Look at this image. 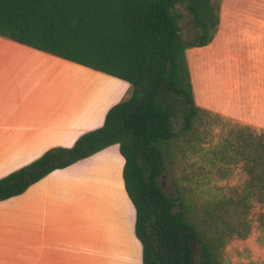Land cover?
<instances>
[{
    "label": "trees",
    "instance_id": "obj_1",
    "mask_svg": "<svg viewBox=\"0 0 264 264\" xmlns=\"http://www.w3.org/2000/svg\"><path fill=\"white\" fill-rule=\"evenodd\" d=\"M182 2L196 30L187 42L177 11ZM219 10L220 0H0L1 36L131 85L130 95L108 109L100 127L0 177V201L55 169L118 144L142 264H195L193 242L201 246L200 263L220 264L223 236L216 215L205 209L198 217L159 182L168 173L171 147L207 113L195 103L185 51L212 41ZM176 122L182 126L176 128ZM236 153L248 175L247 194L264 204V130L239 133ZM260 222L264 226V213ZM226 223L231 233L241 224L236 233L247 236L243 221Z\"/></svg>",
    "mask_w": 264,
    "mask_h": 264
},
{
    "label": "crops",
    "instance_id": "obj_2",
    "mask_svg": "<svg viewBox=\"0 0 264 264\" xmlns=\"http://www.w3.org/2000/svg\"><path fill=\"white\" fill-rule=\"evenodd\" d=\"M220 22L212 41L197 53L224 48ZM210 69L216 70L213 65L204 72ZM189 70L192 83L191 65ZM122 81L0 35V177L100 127L125 95ZM199 85L192 89L200 108L264 126V109L258 114L251 103L250 111L230 114L218 108V90L211 101ZM123 165L118 144H112L1 200L0 264H142Z\"/></svg>",
    "mask_w": 264,
    "mask_h": 264
},
{
    "label": "rangeland",
    "instance_id": "obj_3",
    "mask_svg": "<svg viewBox=\"0 0 264 264\" xmlns=\"http://www.w3.org/2000/svg\"><path fill=\"white\" fill-rule=\"evenodd\" d=\"M177 11L181 14L182 38L186 42L193 40L196 30L186 2L179 3ZM219 17L220 36L226 38L224 48L210 55L197 53V47L185 51L196 76L193 88L198 82L199 86L202 84L205 97L211 101L215 99L213 92L218 90L220 95L215 99L218 108L230 114L250 111L251 103L259 108L256 111L259 114L264 109V52H261L264 19L257 18H264V0H220ZM209 56L212 58L206 60ZM213 65L215 71L204 72ZM122 82L127 89L119 101L131 93V85ZM233 117L210 110L203 113L194 130L180 136L171 147L168 173L159 182L172 198L180 196L198 217L205 209L216 215L215 225L223 236L220 264H264V226L260 222L264 204L247 194L248 175L236 153L239 133H258L264 126L249 125ZM175 125L180 128L182 123ZM226 221H243L249 227L247 236L237 235L241 224L231 233ZM193 249L195 264H202L200 244L193 242Z\"/></svg>",
    "mask_w": 264,
    "mask_h": 264
}]
</instances>
